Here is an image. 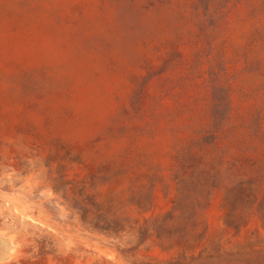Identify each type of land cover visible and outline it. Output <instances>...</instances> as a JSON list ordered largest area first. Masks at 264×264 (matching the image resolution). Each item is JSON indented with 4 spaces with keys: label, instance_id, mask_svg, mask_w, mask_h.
Here are the masks:
<instances>
[{
    "label": "rangeland",
    "instance_id": "1",
    "mask_svg": "<svg viewBox=\"0 0 264 264\" xmlns=\"http://www.w3.org/2000/svg\"><path fill=\"white\" fill-rule=\"evenodd\" d=\"M0 264H264V0H0Z\"/></svg>",
    "mask_w": 264,
    "mask_h": 264
}]
</instances>
